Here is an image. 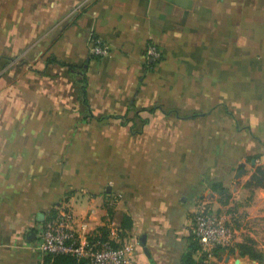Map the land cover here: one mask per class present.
Returning <instances> with one entry per match:
<instances>
[{
  "label": "crops",
  "instance_id": "0c3cea01",
  "mask_svg": "<svg viewBox=\"0 0 264 264\" xmlns=\"http://www.w3.org/2000/svg\"><path fill=\"white\" fill-rule=\"evenodd\" d=\"M51 55L86 66L88 106ZM263 163L264 0H0V264H38L60 209L130 264H181L206 202L235 236L196 263L264 264L241 247L264 255Z\"/></svg>",
  "mask_w": 264,
  "mask_h": 264
},
{
  "label": "built area",
  "instance_id": "2783aa9c",
  "mask_svg": "<svg viewBox=\"0 0 264 264\" xmlns=\"http://www.w3.org/2000/svg\"><path fill=\"white\" fill-rule=\"evenodd\" d=\"M92 51L105 55L108 47L94 39ZM145 54L150 64L157 63L161 58V51L153 42L147 45ZM235 220V214L218 212L207 203L199 207L193 220L192 235L200 245L205 263L212 261L219 247L232 243ZM80 226L81 231L77 229L76 216L70 210L60 209L48 218L39 235L38 264H55L54 257L57 254H70L78 261L86 260V264H130L133 249L131 241L116 242L102 233L85 231L87 221H82ZM113 233L117 235L116 230Z\"/></svg>",
  "mask_w": 264,
  "mask_h": 264
},
{
  "label": "trees",
  "instance_id": "16d2710c",
  "mask_svg": "<svg viewBox=\"0 0 264 264\" xmlns=\"http://www.w3.org/2000/svg\"><path fill=\"white\" fill-rule=\"evenodd\" d=\"M85 9V7H84ZM49 61L55 60L58 63H60L61 65H65L68 67V69L70 70L71 73H73V71H79L80 73L78 74L80 76V82L82 83V98L84 103L88 106V98H87V89H86V76L82 75V73L85 72L86 70V66H76L72 63H66V62H62L60 60H57L56 57H53V55H51L48 58ZM148 65H152L150 63H148ZM249 185H264V166L263 165H257L255 171L253 172L250 180L248 181ZM242 247V253L244 254H248L250 257L258 259V260H263L264 255L261 252H258L255 248L254 245L252 244L251 239H247V241L245 243H243L241 245ZM200 248V245L198 243V241L194 238L193 236V241H192V245L190 247V249L183 255L181 264H196V260L193 257V252L198 250ZM58 256H63L62 258H64V261H66L67 264H84L86 263V260H81L78 261L76 257L70 255V254H57L54 257V263L55 264H60L57 261V257ZM48 259H50V256H48Z\"/></svg>",
  "mask_w": 264,
  "mask_h": 264
},
{
  "label": "water",
  "instance_id": "95a60500",
  "mask_svg": "<svg viewBox=\"0 0 264 264\" xmlns=\"http://www.w3.org/2000/svg\"><path fill=\"white\" fill-rule=\"evenodd\" d=\"M253 162H255V158H253ZM34 234H36V232H35L34 230H31V231L28 233V235H29L30 238H32V235H34ZM142 241L145 242L144 237L142 238ZM215 264H216V263H215Z\"/></svg>",
  "mask_w": 264,
  "mask_h": 264
},
{
  "label": "rangeland",
  "instance_id": "374dc122",
  "mask_svg": "<svg viewBox=\"0 0 264 264\" xmlns=\"http://www.w3.org/2000/svg\"><path fill=\"white\" fill-rule=\"evenodd\" d=\"M184 113H185V112L180 111V114H184ZM141 120L145 121L146 119L141 118V119L139 120V121H140L139 124L141 123ZM112 201H113V200H112ZM112 201H111V202H112ZM206 203H207V202H206ZM208 205H210V204H208ZM196 264H197V263H196Z\"/></svg>",
  "mask_w": 264,
  "mask_h": 264
},
{
  "label": "bare ground",
  "instance_id": "6f19581e",
  "mask_svg": "<svg viewBox=\"0 0 264 264\" xmlns=\"http://www.w3.org/2000/svg\"><path fill=\"white\" fill-rule=\"evenodd\" d=\"M239 261H240V260H237L236 264H241V263H239Z\"/></svg>",
  "mask_w": 264,
  "mask_h": 264
}]
</instances>
